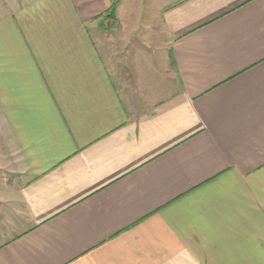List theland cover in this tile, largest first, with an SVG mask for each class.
<instances>
[{
	"label": "crops",
	"instance_id": "0c3cea01",
	"mask_svg": "<svg viewBox=\"0 0 264 264\" xmlns=\"http://www.w3.org/2000/svg\"><path fill=\"white\" fill-rule=\"evenodd\" d=\"M0 0V264H264V0Z\"/></svg>",
	"mask_w": 264,
	"mask_h": 264
},
{
	"label": "trees",
	"instance_id": "16d2710c",
	"mask_svg": "<svg viewBox=\"0 0 264 264\" xmlns=\"http://www.w3.org/2000/svg\"><path fill=\"white\" fill-rule=\"evenodd\" d=\"M116 5H117V1L114 0V2L112 4V6L110 7V9L105 13L104 18H108V19H111V20L114 19Z\"/></svg>",
	"mask_w": 264,
	"mask_h": 264
}]
</instances>
